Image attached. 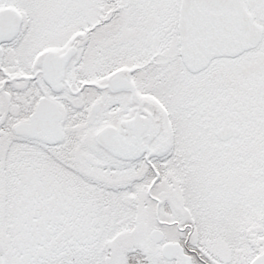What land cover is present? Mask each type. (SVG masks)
<instances>
[{
	"label": "snow or ice",
	"instance_id": "obj_1",
	"mask_svg": "<svg viewBox=\"0 0 264 264\" xmlns=\"http://www.w3.org/2000/svg\"><path fill=\"white\" fill-rule=\"evenodd\" d=\"M0 264H264V0H0Z\"/></svg>",
	"mask_w": 264,
	"mask_h": 264
}]
</instances>
